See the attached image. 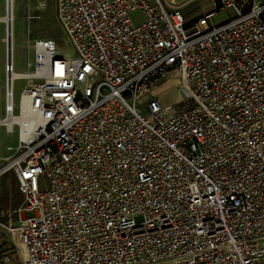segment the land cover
Here are the masks:
<instances>
[{
    "label": "built area",
    "instance_id": "2783aa9c",
    "mask_svg": "<svg viewBox=\"0 0 264 264\" xmlns=\"http://www.w3.org/2000/svg\"><path fill=\"white\" fill-rule=\"evenodd\" d=\"M53 1L73 53L34 38L16 73L6 29L0 123H24L0 124L18 128L0 176L24 197L22 264H264V0L191 18L174 0Z\"/></svg>",
    "mask_w": 264,
    "mask_h": 264
},
{
    "label": "rangeland",
    "instance_id": "374dc122",
    "mask_svg": "<svg viewBox=\"0 0 264 264\" xmlns=\"http://www.w3.org/2000/svg\"><path fill=\"white\" fill-rule=\"evenodd\" d=\"M185 3L189 0H178ZM215 0H191L186 4L184 12L189 18L195 17L201 11L211 7ZM217 2V1H216ZM16 21H15V47L14 65L17 72H27V64L34 59V50L31 47L34 38H47L55 41L61 55L73 53V46L56 19V11L53 0H16ZM6 13V0H0V15ZM235 14L234 9L218 11L213 18L215 24H220L229 20ZM135 23L141 18V12L136 11L131 14ZM6 24L0 21V119L4 116L5 106V62L7 58ZM175 82L168 81L161 87ZM25 86L24 79H17L14 82V96L16 104L19 101L21 92ZM178 88L171 84L163 93V103L172 104L181 99ZM18 144V128L12 132L7 131L4 125H0V165L4 158L9 156L10 147ZM9 177L11 187L16 185L19 191L18 181L15 175L7 172L3 176ZM1 176V177H3ZM0 177V179H1ZM9 186V185H8ZM10 187V186H9ZM11 189V188H10ZM17 198L11 195V190H6V199H0V264H20L23 258L21 247H23L24 237L18 225L16 208L22 201L20 191ZM4 204V205H3ZM15 229L16 238L10 232Z\"/></svg>",
    "mask_w": 264,
    "mask_h": 264
},
{
    "label": "bare ground",
    "instance_id": "6f19581e",
    "mask_svg": "<svg viewBox=\"0 0 264 264\" xmlns=\"http://www.w3.org/2000/svg\"><path fill=\"white\" fill-rule=\"evenodd\" d=\"M15 7H16V0H6V13L4 15H0V21H4L6 24V29L8 28L9 30L8 43L10 44L9 49L12 55H14V47H15V28H16V25H15L16 9ZM3 39L5 40V37H3ZM16 73H22V72H16ZM25 106H23L24 114L26 113ZM0 121H2V118L0 119ZM15 122H19V124L23 126L24 116H15L11 120H7L5 123L1 122L0 124H7V128L10 130Z\"/></svg>",
    "mask_w": 264,
    "mask_h": 264
},
{
    "label": "crops",
    "instance_id": "0c3cea01",
    "mask_svg": "<svg viewBox=\"0 0 264 264\" xmlns=\"http://www.w3.org/2000/svg\"><path fill=\"white\" fill-rule=\"evenodd\" d=\"M174 1H176L179 5H183V6H186V4L187 3H189V1H191V0H189L188 2H185V3H179V1L178 0H174ZM214 4H215V1L213 2V5L211 6V7H209V8H207V9H205V10H203V11H201L200 13H198L196 16H198V15H200L201 13H203V12H206V11H209V10H211L212 8H213V6H214ZM195 16V17H196ZM190 17V16H189ZM171 85V84H170ZM169 85V86H170ZM169 86H166V87H164V88H162V87H160L161 89L160 90H163L162 91V96H163V93L165 92V90L167 89V87H169ZM11 173H13V172H11ZM6 174V173H5ZM14 174V173H13ZM4 175V174H3ZM3 175H1V176H3ZM15 175V174H14ZM0 176V177H1ZM15 177H16V179H17V181H18V178H17V176L15 175ZM10 187H9V186ZM18 185H19V181H18ZM11 188V189H10ZM6 190H11V195L12 196H14V198H17L18 197V195H19V191H20V188H19V191H18V187L16 188V185H13L12 187H11V182H9V177H7L6 175L5 176H3V177H1V179H0V199L1 200H3L4 198L6 199ZM20 193H21V195H22V201H21V203L23 202V194H22V192L20 191ZM21 203L18 205V207L21 205ZM4 205V204H3ZM17 219H18V217H17ZM21 232V234L23 235V237H24V243H23V247H21V252H22V254H23V258H22V260H21V263L20 264H22V261H23V259H24V256H25V248H26V243H25V236H24V233H23V231L21 230L20 231ZM16 231L14 232V237L16 238Z\"/></svg>",
    "mask_w": 264,
    "mask_h": 264
},
{
    "label": "water",
    "instance_id": "95a60500",
    "mask_svg": "<svg viewBox=\"0 0 264 264\" xmlns=\"http://www.w3.org/2000/svg\"><path fill=\"white\" fill-rule=\"evenodd\" d=\"M11 31V30H10ZM8 32H9V30H8ZM9 46H10V44L8 43V48H9ZM10 50V49H9Z\"/></svg>",
    "mask_w": 264,
    "mask_h": 264
}]
</instances>
